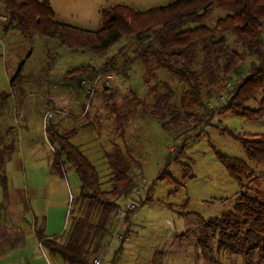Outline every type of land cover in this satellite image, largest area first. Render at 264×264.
Masks as SVG:
<instances>
[{
  "label": "rangeland",
  "instance_id": "obj_1",
  "mask_svg": "<svg viewBox=\"0 0 264 264\" xmlns=\"http://www.w3.org/2000/svg\"><path fill=\"white\" fill-rule=\"evenodd\" d=\"M18 1L0 0V177L3 173L7 175L5 163L16 152L17 141L26 139L24 135L34 137L37 144L33 150L39 161L42 154L55 156L57 150L46 132L47 127L54 126L64 134L71 131L69 141H74L96 168L102 190L112 189L113 175L106 154L115 151L131 161L133 186L128 194L135 188L141 190L140 195L132 198L137 209L123 225L126 231L130 227L127 233L130 242L114 244L106 264L123 245L126 249L132 248L123 264H258L257 255L252 263L250 258L201 241L204 221L232 209L241 191L240 184L224 166L223 156L246 162L255 177L261 178L258 185L244 181L264 193V163L250 161L243 144L232 136L264 134V119L253 121L231 111L219 112L227 104L237 79L233 77L225 86L219 83L215 91L206 89L203 107L192 109L201 118L214 111L212 119L205 118L201 124L182 122L177 128L171 123L170 115L161 118L152 114L149 107L156 102L157 94L148 89L153 85L161 94L172 93L169 102L183 112L181 98L188 92L184 83L163 69H155L153 76L147 77V68L139 62L126 72H117L133 58L137 48L134 34L124 30V36L114 45L94 52L71 48L43 32L52 23L98 31L105 8L119 5L124 7L122 10L146 12L175 0H46L37 18L36 3L26 2L20 5L24 20L17 21L8 31L7 6L13 7ZM227 13L223 8L214 7L208 24L215 26ZM233 35L228 34L230 48L243 51L240 45L234 44ZM262 39L264 43V33ZM201 61L199 56L198 62ZM254 63L259 64L256 57L247 58L242 65L247 72ZM152 67L156 68L154 63ZM76 68H83V72L70 76L69 72ZM94 75L96 78H90ZM98 77L97 89L90 98L80 81ZM104 85L111 88L110 96L103 91ZM208 91L212 97H208ZM261 98L259 93L257 100L247 106L258 108ZM55 109L65 110L69 115H55L46 121L47 113ZM158 176L162 178L157 179ZM63 178L67 204L65 208L60 207L64 203L63 195L58 206L53 205L50 216L55 224L61 221L60 224L68 226L73 215H85L88 203L78 200L81 181L71 166ZM0 188L1 203L3 186ZM128 194L119 200L117 197L120 205ZM71 196L74 202L69 199ZM96 211L99 213V208ZM114 222L112 228L117 224L115 219ZM12 239V228L0 218V255ZM135 249L139 251L137 257L132 254Z\"/></svg>",
  "mask_w": 264,
  "mask_h": 264
},
{
  "label": "trees",
  "instance_id": "obj_2",
  "mask_svg": "<svg viewBox=\"0 0 264 264\" xmlns=\"http://www.w3.org/2000/svg\"><path fill=\"white\" fill-rule=\"evenodd\" d=\"M26 2H35L38 6L36 18L41 8L47 4L46 0H19L13 7L7 6L10 18L8 31L17 25V21L24 20L20 14L23 10L20 5ZM214 7L223 8L228 13L211 27L208 20ZM121 8L124 9L119 5L105 8L102 12L103 24L98 31L52 23L43 32L71 48L94 52L114 45L124 36V30L129 35L134 34L137 48L133 58L124 69H118L117 72H126L131 65L139 62L147 68V77H152L155 69H163L184 83L188 92L181 98L183 112L169 102L172 93L161 94L153 85L148 89L157 94L156 102L148 106L152 114L160 115L161 118L170 115L171 123L177 128L181 127L182 122L201 124L205 118L212 119L214 111L201 118L192 109L203 107L206 89L212 88L215 91L219 83L225 86L233 77L237 82L229 94L227 104L219 112L231 111L253 121L264 119V0H175L146 12ZM228 34H234V44L240 45L243 51L230 48ZM199 56H202L200 63ZM252 57H256L259 64H252L246 72L242 64ZM152 63L156 68L152 67ZM77 71L83 72V68L69 72L70 76L78 74ZM95 75L90 78H96ZM74 77L73 80L76 78ZM149 81L147 79L146 83H150ZM102 88L108 96L111 95L110 87L104 85ZM211 91H208V97H212ZM259 93H262V98L258 108L248 107L249 102L257 100ZM46 132L57 147L53 169L64 177V166L71 165L81 181L78 200L88 204L85 215H73L65 241L62 242L59 237H43L42 232L39 233V238L43 247L61 256L65 262L89 264L88 258L108 245L111 228L115 223L114 219L116 220L114 212L121 206L118 200L132 190L131 161L120 151L106 154L107 164L113 175V185L110 191H104L96 168L79 147L69 141L72 132L60 133L54 126L47 127ZM232 136L243 144L250 161L264 163V134ZM182 150L183 148L180 152ZM221 160L229 174L240 184L241 191L232 209L220 217L204 221L201 241L219 250L250 258L252 263L253 257L257 255V263L264 264V193L245 182L252 181L258 185L261 177H255L243 160L226 156ZM2 163L3 161L1 165ZM160 178L162 176L157 179ZM6 184L7 177L3 173L0 187L2 185L5 189ZM98 208L99 213H96ZM5 209L6 205L0 204V218ZM16 240L13 243H17Z\"/></svg>",
  "mask_w": 264,
  "mask_h": 264
},
{
  "label": "crops",
  "instance_id": "obj_3",
  "mask_svg": "<svg viewBox=\"0 0 264 264\" xmlns=\"http://www.w3.org/2000/svg\"><path fill=\"white\" fill-rule=\"evenodd\" d=\"M23 137L26 139L23 142L20 139L17 141L16 152L5 163L7 184L2 190L0 204H5L6 209L1 213V218L12 228L14 241L7 242L8 247L0 255V264H69L61 256L43 247L39 238L41 232L43 237H59L62 242L67 237L70 222L68 226L63 222L60 224L61 221L55 224L50 216L53 205L57 207L59 198L63 199V195L64 203L60 207L65 208L67 204V191L65 185H62L64 178L52 167L55 156L39 153L42 154V160L36 161L34 137L28 134ZM72 143L77 146L74 141ZM69 166L71 165L64 166V175ZM129 229L130 227L127 228V233ZM15 240L17 243H13ZM129 242L130 239L127 243ZM131 250L132 248L126 249L124 245L119 247L108 264H123L124 257ZM138 253V250L132 252L136 257ZM93 257L88 258L89 264Z\"/></svg>",
  "mask_w": 264,
  "mask_h": 264
},
{
  "label": "built area",
  "instance_id": "obj_4",
  "mask_svg": "<svg viewBox=\"0 0 264 264\" xmlns=\"http://www.w3.org/2000/svg\"><path fill=\"white\" fill-rule=\"evenodd\" d=\"M99 79L100 77L93 81H89L88 79H82L80 81V86L85 91L88 97L91 98L92 95L95 93ZM55 115H60L64 117L68 116L69 113L62 109H55L53 112L47 113L46 121L53 119ZM140 194V188H135L133 192L126 198L124 204L116 209L115 218L117 224L111 230L108 245L102 252H100L97 256L92 259L91 264H106L112 246L116 243L123 244L125 242H128L129 238L127 235V231L123 225L127 223L128 216L133 213L138 207L137 204L132 200L133 196H138ZM70 199L72 202L73 197L71 196Z\"/></svg>",
  "mask_w": 264,
  "mask_h": 264
}]
</instances>
